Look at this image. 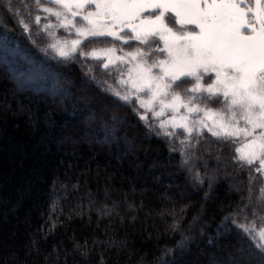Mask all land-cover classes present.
Listing matches in <instances>:
<instances>
[{
    "label": "trees",
    "instance_id": "1",
    "mask_svg": "<svg viewBox=\"0 0 264 264\" xmlns=\"http://www.w3.org/2000/svg\"><path fill=\"white\" fill-rule=\"evenodd\" d=\"M46 8L56 9L0 0V264H262L253 247L264 243L260 163L241 168L238 141L208 131L168 127L165 136L139 96L121 106L80 65L126 95L127 67L105 69L100 50L148 45L83 41L98 56L68 62L48 32L61 42L76 35Z\"/></svg>",
    "mask_w": 264,
    "mask_h": 264
},
{
    "label": "snow or ice",
    "instance_id": "2",
    "mask_svg": "<svg viewBox=\"0 0 264 264\" xmlns=\"http://www.w3.org/2000/svg\"><path fill=\"white\" fill-rule=\"evenodd\" d=\"M53 3L59 5L62 11H53L51 8L44 11L60 21L59 28L78 37L61 42L56 33L48 32L49 36L56 39L50 48L56 50L59 57L68 62H76L83 57L96 58V50L83 51V41H87L84 47L93 43H107L109 41L106 38L109 37L113 38L112 42L123 41L128 46L134 41L142 45H148L151 41L157 47H150L148 52L138 47L135 52L125 53L124 57L115 59V48L100 50L108 57V63L103 64L105 69L117 61L129 63L125 57L135 62L128 71L129 79L120 81L121 85L131 83V91L126 95H121L120 91L107 86L106 81L98 79L93 74L94 66L87 60L80 66L87 68L86 75L90 80L105 85L103 90L118 98L121 106L130 107L132 98L144 92L149 95V99H141L140 108L153 112L157 118L163 116L166 110L179 113L180 108L184 107L186 112L179 118L173 115L170 119L159 121L165 136L174 135L167 130L171 124L173 128H183L189 134L207 128L223 141L235 142L233 138L239 137L240 147L233 149V160L244 162L240 163L241 168L259 161L261 168L255 171L264 170V17L260 16L264 12V5L259 0L254 8L243 0L209 3L206 7L195 0H103V3L97 0H53ZM89 8L95 11H89ZM69 15L72 19H69ZM76 17L86 24L78 27L79 22H74ZM258 18L262 21L259 25ZM39 19L36 18L37 23ZM177 24L180 34L173 29ZM189 25L196 28L188 31ZM26 27L21 28V31L24 32ZM50 27L44 25L45 30ZM125 28L130 30L126 36L120 34ZM249 32L251 34H245ZM165 33L172 34V43H169ZM33 35L39 37L41 32L35 31ZM157 38L164 40L163 47L158 46ZM28 39L35 45L31 36ZM164 54L166 59H160ZM153 69L158 71L154 72ZM211 74H215V82L205 86V77L212 80ZM188 84H192V87H186ZM177 89H181L183 95ZM184 97H187L186 101ZM196 101L210 102L220 108L210 109L207 103L200 107ZM154 104L159 105V111H153ZM133 112L136 114L135 108ZM201 112L204 113L203 118L189 121V116ZM137 118L146 119L138 114ZM206 119L212 120L213 127L208 126ZM241 121L244 127L239 126ZM145 127L154 130L155 125L148 124ZM257 129L261 131L257 133ZM226 146L231 147V144ZM236 152L239 155H235ZM209 187H212L211 182ZM238 212L242 213L243 210ZM236 215L230 214L225 219L231 218L233 225L239 229L235 225ZM250 231L243 229L242 234L249 235ZM257 235L264 241V231ZM249 239L255 240V237L249 235ZM253 247L260 253L264 264V243L253 244Z\"/></svg>",
    "mask_w": 264,
    "mask_h": 264
},
{
    "label": "rangeland",
    "instance_id": "3",
    "mask_svg": "<svg viewBox=\"0 0 264 264\" xmlns=\"http://www.w3.org/2000/svg\"><path fill=\"white\" fill-rule=\"evenodd\" d=\"M49 1H51V2L53 3V0H49ZM97 2H98V3H103V0H97ZM195 2H197V3L201 4L202 6L206 7L207 4H209V3H217V4H221V3H229L230 0H195ZM237 2H239V0H237ZM243 2L252 5L253 8H254V7H255V4H256V2H257V0H243ZM259 2H260L261 5H264V0H259ZM53 4H54L55 7H56V9L53 10V11H62V9H61V7H60L59 5H57V4H55V3H53ZM88 10H89V11H95V9H93V8H89ZM170 15H173V16H174V13H171ZM260 16L264 17V12H261V13H260ZM69 19H72V17H71L70 15H69ZM74 22H79V23L77 24L78 27H81V26H83L84 24H86V22L81 21V18H80V17H76ZM261 22H262V21L258 18V19H257V25H259ZM170 26H171V25H170ZM195 28H196V26H194V25H189V26H187L188 31H192V30L195 29ZM173 29H174V32H176L177 34H180V32H179L180 26H179L178 24L175 25V26H173ZM124 30H128V31H130L129 29L125 28V29H123L121 32H123ZM121 32H120V34H121ZM245 34H251V33L249 32V33H245ZM133 35H134V34H133ZM165 35L168 37L169 43H172V42L174 41V37L172 36V34H170V33H165ZM76 38H78V37L76 36V37H74V38H70L69 40H71V39H76ZM157 39L159 40V45H158V46H159V47H163V46H164V40H163V39H159V38H157ZM150 47H151V48H155V47H157V45L154 44V43H152V42L150 41L149 44H148V48H147V49H143V48H142V50L145 51V52H148ZM104 49H107V48H104ZM136 49H137V48H136ZM136 49L124 50V51H119V52L116 51V52L114 53V55H113V59H115V57H124V54H125V53H132V52H135ZM102 50H103V49H102ZM99 55H102V56L106 57V58H107V62H108V57L105 56L102 52H100ZM159 58H160V59H166V54L161 55ZM125 59H127V60L130 61L129 63H125V64H124V65L127 67V80H128V79H129L128 71H129L130 68H132V67L134 66V63H135V62H134V61H131V58H129V57H125ZM137 59H138V58H137ZM117 62H120V61H117ZM117 62H116V63H117ZM150 62H151V60H149V63H150ZM153 71H154V72H157L158 70H157V69H153ZM211 75H212V80H208L207 77H205V80H204L205 86H206L208 83H214V82H215V74H211ZM129 86H130V89H131V83H130V82H129ZM191 87H192V86H191ZM191 87H190V88H191ZM181 95H182V94H181ZM137 96H139L140 100L142 99V100L147 101V100L149 99V95H146L144 92H139V93L137 94ZM184 99H185V101H186V100H187V97H184ZM166 102H167V101H166ZM195 103L198 104L200 107H204L206 102H205V101H196ZM207 107L210 108V109H213V110H219V108H220V107H219V108L211 107V106H209L208 104H207ZM146 111H147V112L145 113V115H147V116H148V115L150 116V114L153 115V112L148 111L147 109H146ZM153 111H159V105H158V104H154V105H153ZM185 112H186V109H185L184 107H181V108H180L179 113H173V112H171L170 110H166V111H165V114H164L163 116L159 117L158 119H159L160 121H161V120H167V119H170L173 115H176V116L179 118V116L185 114ZM153 116H154V115H153ZM154 117H155V116H154ZM203 117H204V113H203V112H201V113H199V114H192L191 116H189V121H191V120H196V119H200V118H203ZM156 118H157V117H156ZM206 123L208 124L209 127H213V122H212V120H208V119H206ZM189 126H191V124H189ZM239 126H240V127H244V126H245V125H244V122L241 121ZM168 127H169V128H173L171 124H170ZM176 128H180V127H176ZM182 129H183V128H182ZM201 131H208V129H207V128H203V129H201L200 131H196V130H194L193 132H201ZM260 131H261L260 129H257V130H256L257 133H259ZM208 132H209V131H208ZM210 133H211V132H210ZM233 139H235V140L238 141V143H239V147H240V142H239V141H240L241 138L237 137V138H233ZM248 139H252V137H249ZM258 162H259V161H258ZM259 163H260V162H259Z\"/></svg>",
    "mask_w": 264,
    "mask_h": 264
}]
</instances>
